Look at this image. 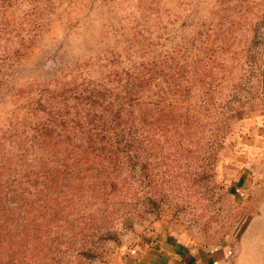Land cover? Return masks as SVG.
<instances>
[{"label": "rangeland", "instance_id": "374dc122", "mask_svg": "<svg viewBox=\"0 0 264 264\" xmlns=\"http://www.w3.org/2000/svg\"><path fill=\"white\" fill-rule=\"evenodd\" d=\"M60 63L110 86L150 67V99L187 150L167 160L176 182L136 187L128 209L85 234L92 251L81 238L64 252L71 233L53 230L24 241L20 264H264V0H0V135ZM162 187L159 209L142 204Z\"/></svg>", "mask_w": 264, "mask_h": 264}, {"label": "trees", "instance_id": "16d2710c", "mask_svg": "<svg viewBox=\"0 0 264 264\" xmlns=\"http://www.w3.org/2000/svg\"><path fill=\"white\" fill-rule=\"evenodd\" d=\"M99 66L107 69L106 64ZM151 66L153 72L162 73L164 61L155 58ZM79 67L78 63H60L48 79L52 88H43L27 111L11 112L9 127L0 135L4 146L0 157V264H20L24 241L53 230L64 237L71 233L64 241L67 253L79 239H87L85 234L95 235L93 230L101 228L98 223L110 222L112 206L128 209L136 187L145 189L152 184L155 189L176 182L177 175L166 179L164 173L176 171L168 169L172 165L168 161L179 159L182 150H187L178 140L185 137L171 130L175 124L168 126L161 101L150 99V67L126 71L124 83L119 85V78L116 86L77 74ZM118 73L109 68L105 78ZM151 158L159 160L154 164ZM155 169L161 180L153 177ZM165 199L162 187L154 197L144 196L142 204L159 209ZM91 205L96 207L88 210ZM127 212H122V218L128 222ZM41 219L45 225L39 223ZM72 222L77 223V230L68 226ZM84 222L91 226L80 225ZM83 244L87 251L94 248H89V239Z\"/></svg>", "mask_w": 264, "mask_h": 264}, {"label": "crops", "instance_id": "0c3cea01", "mask_svg": "<svg viewBox=\"0 0 264 264\" xmlns=\"http://www.w3.org/2000/svg\"><path fill=\"white\" fill-rule=\"evenodd\" d=\"M260 119L264 121V115H260Z\"/></svg>", "mask_w": 264, "mask_h": 264}]
</instances>
